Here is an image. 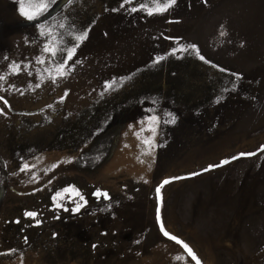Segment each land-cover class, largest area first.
<instances>
[{
	"label": "rangeland",
	"instance_id": "374dc122",
	"mask_svg": "<svg viewBox=\"0 0 264 264\" xmlns=\"http://www.w3.org/2000/svg\"><path fill=\"white\" fill-rule=\"evenodd\" d=\"M63 4L41 21L67 13L88 36L54 84L34 61L36 21L0 0V71L32 61L33 72L0 82L11 107L0 100V264H195L162 235L157 207L201 264H264V0H176L152 16L120 0ZM189 44L211 64L193 49L168 54ZM150 115L157 146L145 154L150 134L133 132ZM69 185L84 200L62 193L54 207Z\"/></svg>",
	"mask_w": 264,
	"mask_h": 264
},
{
	"label": "snow or ice",
	"instance_id": "6c2138e0",
	"mask_svg": "<svg viewBox=\"0 0 264 264\" xmlns=\"http://www.w3.org/2000/svg\"><path fill=\"white\" fill-rule=\"evenodd\" d=\"M76 0H64V4L62 5L63 8L67 9L69 6H73ZM155 4V7L149 6L144 2L137 3V0H120V8H124L128 5V11L131 13L145 11L146 15H162L163 13L167 12L172 6L175 5L176 0H152ZM19 7L18 13L28 21H36L35 28L37 29V38L39 40V54L34 58L35 64L41 66L44 72L48 73V78L51 80L52 83H56L59 79H62L68 72L72 70L74 67L73 64L69 62L73 60V57L76 54V49L80 46V44L87 39L88 30L87 29H77L76 24L71 20V17L65 13V15L61 18H57L55 16L51 17L48 21H41V17L45 16L49 9L57 3V0H18ZM118 9H111V11H117ZM67 33V35H65ZM221 35L223 36L224 33L222 32ZM168 39H173L168 37ZM188 49H193L196 51L198 58L205 63L211 64V61L206 60V58L199 53L198 46L196 44H189L187 46H181L179 48H173L168 53L169 55H176L177 53L186 52ZM4 61H8V57L5 56ZM164 59L163 56H158L154 58V62H159L160 60ZM75 64H79L80 61L76 60ZM32 67V61H28L25 63L23 67L21 63L16 61H12L11 63H7L4 66V70L0 71V82H6L9 76H16L19 75L21 72H26L29 77L33 76V72L29 71ZM223 71V69H221ZM37 79H40L41 73L37 72L36 74ZM131 77H121V81L124 79H130ZM239 78V77H238ZM44 81L40 79L39 83H36L35 87H41ZM116 85V80L113 79L112 81H105L104 82V92L111 90ZM9 87H14V85H9ZM3 84L0 83V90H2ZM67 95V93H65ZM61 101L63 97L60 98ZM0 100L3 101L4 105L11 110L8 101L5 100L2 96H0ZM48 107H52L49 105ZM0 115L6 116L7 113L4 111V108H0ZM148 122H151L152 127L146 126ZM174 122V121H173ZM139 127L136 131L133 132L136 135L137 140H140L139 132H148L150 137H145L141 142L143 146L146 147L147 151L145 154H151V150L156 147L155 144V134L157 131V127L159 124V117L156 115H150L147 117V121L138 122ZM134 128L133 125H129V130L131 131ZM128 147V145H125ZM262 150H264V146H262ZM240 155H253V153H241ZM237 157H232V159H236ZM143 162V161H141ZM228 160L221 161V165L228 163ZM221 165H209L208 169L215 168ZM34 165L29 164L27 162L23 163L20 166L21 172L31 171ZM51 167L54 169L57 167L56 164H52ZM208 169H205L207 171ZM198 173H192V175H197ZM32 179L35 180V173L32 174ZM169 183L168 180H164L160 186L156 188L157 195L159 196L160 188L164 185ZM62 193L71 194L74 193L75 197H78L79 200H84L83 195L80 194L79 190L73 188L71 185L68 187L63 188L60 191H57L52 196V201L54 207L61 208L63 207L62 204L57 203V198L61 197ZM96 197H103L105 200L109 199L107 192H102L101 190L97 189L94 193ZM69 199H73L74 197L69 195ZM83 207L82 204L76 203L75 207L71 209L73 213H76ZM64 211H68V208H64ZM26 217L35 218L37 213L34 211H28L24 214ZM40 221L36 220V224H39ZM156 223L159 226V230L162 235L171 241H174L177 245H180L184 252L187 254L188 257L191 258L195 264H201V261L197 257L196 253L193 249L184 241H182L179 237L170 234L166 229L164 224L161 221L160 216V209L157 207L156 210ZM106 234V233H102ZM25 242H27V238L25 237ZM93 248L96 247L95 244L92 245ZM14 251V250H13Z\"/></svg>",
	"mask_w": 264,
	"mask_h": 264
}]
</instances>
